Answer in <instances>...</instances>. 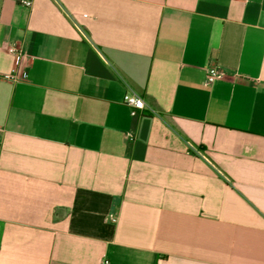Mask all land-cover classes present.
Returning <instances> with one entry per match:
<instances>
[{
	"label": "crops",
	"instance_id": "obj_1",
	"mask_svg": "<svg viewBox=\"0 0 264 264\" xmlns=\"http://www.w3.org/2000/svg\"><path fill=\"white\" fill-rule=\"evenodd\" d=\"M0 264H264V0H0Z\"/></svg>",
	"mask_w": 264,
	"mask_h": 264
},
{
	"label": "built area",
	"instance_id": "obj_2",
	"mask_svg": "<svg viewBox=\"0 0 264 264\" xmlns=\"http://www.w3.org/2000/svg\"><path fill=\"white\" fill-rule=\"evenodd\" d=\"M26 6H31V2H24ZM18 69L5 76L8 80H17ZM226 76L225 72L218 67H208L205 69V81L208 84H212L220 79H223ZM124 102L128 106L134 109L143 110L146 108L145 101L138 96L136 93H126L124 95ZM198 155H201V151H197Z\"/></svg>",
	"mask_w": 264,
	"mask_h": 264
}]
</instances>
